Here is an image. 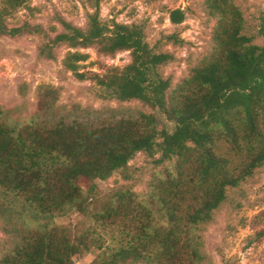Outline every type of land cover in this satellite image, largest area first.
<instances>
[{
	"label": "trees",
	"instance_id": "obj_1",
	"mask_svg": "<svg viewBox=\"0 0 264 264\" xmlns=\"http://www.w3.org/2000/svg\"><path fill=\"white\" fill-rule=\"evenodd\" d=\"M26 1H0V36H38V56L50 60L64 45L110 57L128 51L122 68L100 66L90 79L118 101L156 110L170 128L159 130L154 114L112 108L55 117L48 92L27 120L0 105V264H75L93 251L88 264H205L202 226L228 189L264 165V43L244 32L234 0H204L215 18L211 48L172 87L160 69L174 55L155 51L142 26L103 23L97 13L83 28L59 17L55 34L38 23L11 25ZM185 18L169 12L173 24ZM257 34L264 37V24ZM87 59L68 52L63 64L86 79L79 67ZM138 152H159L163 165L143 192L99 190ZM73 215L81 226L60 223Z\"/></svg>",
	"mask_w": 264,
	"mask_h": 264
},
{
	"label": "rangeland",
	"instance_id": "obj_2",
	"mask_svg": "<svg viewBox=\"0 0 264 264\" xmlns=\"http://www.w3.org/2000/svg\"><path fill=\"white\" fill-rule=\"evenodd\" d=\"M234 3L243 13L244 32L253 36L254 43L263 44L264 37L257 32L264 24V0H234ZM177 8L185 12L186 18L180 24H173L169 12ZM93 13H97L103 23L116 21L142 26L146 40L155 51L172 53L174 60L160 69L163 76L170 77L172 87L211 48L215 18L208 14L204 0H27L10 17V23H38L55 34L60 31L59 17L83 28ZM52 28L55 29L52 31ZM40 42L35 35L0 36V105L12 111L13 118L22 121L34 116L40 95L48 92L55 117L69 114L76 107L112 108L134 114L139 111L154 114L159 130L170 128L156 110L138 101H118L90 79L91 72H101L100 66L122 68L130 61L128 51L110 57L98 55L93 48L75 49L64 45L56 51V59L50 60L38 56ZM75 51L88 55L79 67L86 79L79 78L63 64L66 54ZM158 156L159 152L154 156L136 153L125 168L115 171L107 180L98 181L99 190L121 188L143 192L151 176L163 167L156 162ZM60 223L81 226L83 218L73 215ZM200 233L205 264H264V165L238 187L228 189L227 199L214 212L212 221L202 226ZM2 238L0 231V240ZM95 254V251L86 253L77 258L75 264H88Z\"/></svg>",
	"mask_w": 264,
	"mask_h": 264
}]
</instances>
